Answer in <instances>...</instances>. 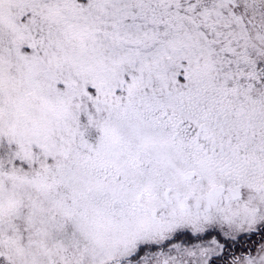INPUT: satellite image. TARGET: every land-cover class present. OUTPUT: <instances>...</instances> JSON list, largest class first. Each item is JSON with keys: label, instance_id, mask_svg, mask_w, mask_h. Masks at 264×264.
Masks as SVG:
<instances>
[{"label": "snow or ice", "instance_id": "6c2138e0", "mask_svg": "<svg viewBox=\"0 0 264 264\" xmlns=\"http://www.w3.org/2000/svg\"><path fill=\"white\" fill-rule=\"evenodd\" d=\"M0 264H264V0H0Z\"/></svg>", "mask_w": 264, "mask_h": 264}]
</instances>
